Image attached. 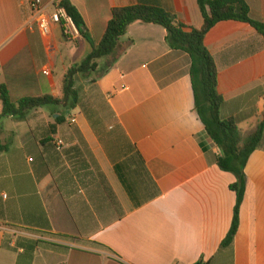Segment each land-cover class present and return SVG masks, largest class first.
Instances as JSON below:
<instances>
[{
  "label": "crops",
  "instance_id": "crops-1",
  "mask_svg": "<svg viewBox=\"0 0 264 264\" xmlns=\"http://www.w3.org/2000/svg\"><path fill=\"white\" fill-rule=\"evenodd\" d=\"M31 1L0 0V87L13 101L61 99L68 69L92 46L82 34L66 40L59 26L42 37ZM68 1L96 43L114 8L159 7L188 30L204 25L198 0ZM248 5L264 23V0ZM166 37L161 26L132 24L123 56L78 78L79 103L56 134L50 126L63 108L0 120V264H264V142L245 168L238 233L222 247L236 178L219 168L221 150L196 112L191 58ZM205 44L219 69L222 115L252 130L264 119V37L224 21Z\"/></svg>",
  "mask_w": 264,
  "mask_h": 264
},
{
  "label": "trees",
  "instance_id": "trees-1",
  "mask_svg": "<svg viewBox=\"0 0 264 264\" xmlns=\"http://www.w3.org/2000/svg\"><path fill=\"white\" fill-rule=\"evenodd\" d=\"M198 3L204 25L201 29L190 30L176 16L159 7L137 5L114 8L102 40L96 43L84 32L85 23L76 7L70 1L63 0L62 6L73 17L81 34L90 42L91 53L82 62L68 69L63 81L61 99L47 95L13 101L7 86L2 85L0 97L3 112L0 120L10 117L16 121H25L34 110L63 108L62 113L55 112L59 116L50 126L51 134H56L58 126L66 122L72 109L79 103V91L76 88L78 78H86L95 73L102 60L115 64L128 48L122 43V38L132 24L142 22L165 28L168 46L186 52L191 58L190 73L196 112L210 138L221 150L218 166L222 171L231 173L236 178V182L230 186V190L237 196L234 218L231 229L222 243V247H228L234 242L240 226V209L246 194V165L250 156L264 142V119L252 130L244 132L240 129L236 118H225L222 115L225 100L218 90L219 69L206 47L205 39L212 28L224 21L250 24L264 37V23L251 18L248 0H198ZM0 149L3 150L1 147Z\"/></svg>",
  "mask_w": 264,
  "mask_h": 264
},
{
  "label": "built area",
  "instance_id": "built-area-1",
  "mask_svg": "<svg viewBox=\"0 0 264 264\" xmlns=\"http://www.w3.org/2000/svg\"><path fill=\"white\" fill-rule=\"evenodd\" d=\"M61 0H56L50 7L43 5L42 0H33L30 3L31 26L35 27L40 35L49 38L52 35L53 28L59 26L66 40L72 41L80 37L81 32L77 27L73 17L62 6ZM48 74V71H45ZM64 143L58 140L56 148L61 151ZM2 224L0 223V229Z\"/></svg>",
  "mask_w": 264,
  "mask_h": 264
},
{
  "label": "rangeland",
  "instance_id": "rangeland-1",
  "mask_svg": "<svg viewBox=\"0 0 264 264\" xmlns=\"http://www.w3.org/2000/svg\"><path fill=\"white\" fill-rule=\"evenodd\" d=\"M109 65H110V61H106L104 64H100L99 70L97 72H95V76H99L100 74H102V72H104ZM250 126H251V123L250 122L249 123H242L240 125V127L242 129L250 128Z\"/></svg>",
  "mask_w": 264,
  "mask_h": 264
}]
</instances>
